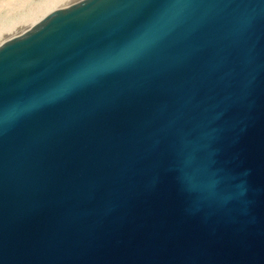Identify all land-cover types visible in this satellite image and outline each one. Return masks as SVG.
Returning <instances> with one entry per match:
<instances>
[{"label":"water","instance_id":"1","mask_svg":"<svg viewBox=\"0 0 264 264\" xmlns=\"http://www.w3.org/2000/svg\"><path fill=\"white\" fill-rule=\"evenodd\" d=\"M0 264H264V0H76L0 43Z\"/></svg>","mask_w":264,"mask_h":264},{"label":"bare ground","instance_id":"2","mask_svg":"<svg viewBox=\"0 0 264 264\" xmlns=\"http://www.w3.org/2000/svg\"><path fill=\"white\" fill-rule=\"evenodd\" d=\"M34 1H36V0H34ZM74 1H76V0H51L48 3H46L45 5H41V7H38L34 10H30L31 12L29 14L26 12L28 15L26 14V16L22 17V18H18L15 15H17V13L20 11L22 12L23 10L28 11L27 8L32 9V8H30L32 0H8V1L0 3V15L4 14V13L5 14L9 13L7 15H14L16 18H18L15 20L14 24L12 23L14 20L11 22V24H13V25L10 26V28H8L7 31L0 33V40H2V38H4V37H5V39H6V37H8V38L11 36L13 37V35L15 33L20 32L23 29H26L29 26L36 23V21H38L39 18L44 17V16L48 15L49 13H52L56 10H59V9L65 7L67 5L71 4V2H74ZM34 4H35V2H34ZM8 21H9V18H8ZM5 39H3L2 42Z\"/></svg>","mask_w":264,"mask_h":264},{"label":"rangeland","instance_id":"3","mask_svg":"<svg viewBox=\"0 0 264 264\" xmlns=\"http://www.w3.org/2000/svg\"><path fill=\"white\" fill-rule=\"evenodd\" d=\"M5 1H8V0H0V3H2V2H5ZM34 0H32V3H31V6H30V8H32V9H29V8H27V10L28 11H26V10H23L22 12L20 11V12H18L17 13V15H15L16 17H18V18H22V17H25L26 16V14L28 13H30L31 11L30 10H34V9H36V8H38V7H41V5H45L46 3H48L49 1H51V0H36V1H34L35 2V4H34V2H33ZM72 3V2H71ZM40 4V5H39ZM30 5V4H29ZM27 12V13H26ZM7 14H9V13H7ZM7 14H1L0 15V33L1 32H5V31H7L8 30V28H10V26H12L13 24H14V22H15V20L16 19H18V18H16L14 15H7ZM24 14V15H23ZM27 14V15H28ZM50 14V13H49ZM23 15V16H22ZM12 16V17H11ZM47 16V15H46ZM11 17V18H10ZM45 17V16H44ZM44 17H41V18H39V20L40 19H42V18H44ZM7 18V19H6ZM8 18H9V21H8ZM6 20V21H5ZM14 20V21H13ZM38 20V21H39ZM13 21V22H12ZM11 22L13 23V24H11ZM37 22V21H36ZM6 25V26H5ZM9 25V26H8ZM7 28V29H6ZM3 29V30H2ZM22 30V29H21ZM25 29H23L22 31H24ZM22 31H20V32H17V33H15L14 35H17V34H19V33H21ZM13 35V36H14ZM12 37V36H11ZM11 37H9V38H11ZM8 37H6V39H5V37L4 38H2V40L3 39H5V40H7V39H9ZM2 40H0L1 42L0 43H2ZM4 40V41H5ZM3 41V42H4Z\"/></svg>","mask_w":264,"mask_h":264}]
</instances>
